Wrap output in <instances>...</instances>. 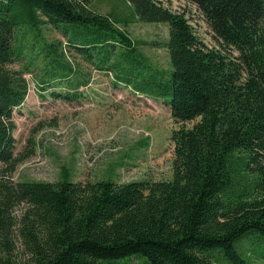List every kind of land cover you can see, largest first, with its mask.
I'll return each instance as SVG.
<instances>
[{"label":"trees","instance_id":"trees-1","mask_svg":"<svg viewBox=\"0 0 264 264\" xmlns=\"http://www.w3.org/2000/svg\"><path fill=\"white\" fill-rule=\"evenodd\" d=\"M90 1L0 0V264L263 262L264 0H189L219 48L205 46L181 12L126 0L138 20L166 24L171 67L153 88L142 79L130 89L162 100L175 122L193 121L172 131L171 179H10L11 117L24 102V72L34 71L37 92L74 100L89 75L66 51L106 74L139 61L113 15L94 12ZM47 26L63 41L46 40Z\"/></svg>","mask_w":264,"mask_h":264},{"label":"rangeland","instance_id":"rangeland-1","mask_svg":"<svg viewBox=\"0 0 264 264\" xmlns=\"http://www.w3.org/2000/svg\"><path fill=\"white\" fill-rule=\"evenodd\" d=\"M157 1L181 12L205 46L219 48L195 4L189 0ZM88 7L114 16L111 19L133 42L139 61L114 64L106 74L96 72L66 51L67 59L77 64L84 76L89 75V81L78 88L79 96L74 100L47 96L48 90L37 92L34 71L24 72L22 76L27 83L24 102L13 109L11 117L12 156L17 160L10 179L56 182L66 178L71 182H94L110 178L116 183L169 180L174 148L172 131L190 127L193 121L175 122L162 100L134 94L130 89L133 80L144 79V86L153 88L154 82L168 79L171 67L165 48L166 24L138 20L126 0H91ZM42 34L48 41H63L49 26ZM8 67L22 69L18 63ZM124 75L131 78L128 88L115 80ZM246 243L241 245L245 247ZM257 245L256 242L254 247ZM127 262L144 264L134 257Z\"/></svg>","mask_w":264,"mask_h":264}]
</instances>
